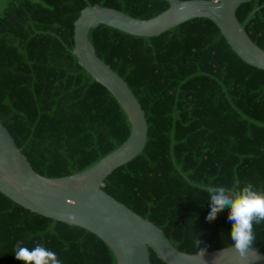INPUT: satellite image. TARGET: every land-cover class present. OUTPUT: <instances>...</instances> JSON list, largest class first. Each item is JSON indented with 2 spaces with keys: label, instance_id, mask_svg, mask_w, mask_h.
<instances>
[{
  "label": "trees",
  "instance_id": "obj_1",
  "mask_svg": "<svg viewBox=\"0 0 264 264\" xmlns=\"http://www.w3.org/2000/svg\"><path fill=\"white\" fill-rule=\"evenodd\" d=\"M93 4L137 18L168 7L167 0H0V121L45 177L89 168L130 133L120 104L72 53L74 21ZM235 15L264 50V0L241 3ZM88 37L128 84L148 126L141 152L114 169L103 190L183 252L233 245L229 209L209 221L205 188L251 182L264 191V70L243 61L203 17L154 36L100 24ZM254 232V249L264 253V222ZM18 243L42 245L62 264H116L93 233L0 192V264H23L14 257ZM149 253L150 264H166Z\"/></svg>",
  "mask_w": 264,
  "mask_h": 264
},
{
  "label": "water",
  "instance_id": "obj_2",
  "mask_svg": "<svg viewBox=\"0 0 264 264\" xmlns=\"http://www.w3.org/2000/svg\"><path fill=\"white\" fill-rule=\"evenodd\" d=\"M251 0H167L168 7L150 18H137L118 9L88 5L74 21L72 48L78 63L117 100L130 123L127 139L97 163L63 177L37 173L0 121V192L22 207L79 226L104 241L116 264H150L151 249L166 264H264V253L253 249L242 261L233 245L196 253L174 247L163 230L103 190L105 178L133 159L147 139L141 104L125 80L95 53L89 30L108 25L137 36L158 35L187 20H211L232 50L246 63L264 70V50L255 44L235 15ZM75 216V220L68 217Z\"/></svg>",
  "mask_w": 264,
  "mask_h": 264
},
{
  "label": "clouds",
  "instance_id": "obj_3",
  "mask_svg": "<svg viewBox=\"0 0 264 264\" xmlns=\"http://www.w3.org/2000/svg\"><path fill=\"white\" fill-rule=\"evenodd\" d=\"M205 191L210 202L207 219L214 220L218 212L228 208L227 219L232 224L230 238L236 254L242 261H246L250 253L259 259L253 251L256 240L254 224L264 222V191L256 190L251 182L242 187L237 183L232 190L224 186H210ZM68 219L75 220L76 217L70 215ZM195 243L199 246V238ZM200 252L202 255L203 250L200 249ZM14 257L23 264H62L54 251L42 245L28 248L18 243Z\"/></svg>",
  "mask_w": 264,
  "mask_h": 264
}]
</instances>
